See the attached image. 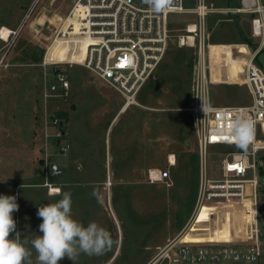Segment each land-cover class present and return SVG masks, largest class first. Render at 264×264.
<instances>
[{"label": "rangeland", "instance_id": "1", "mask_svg": "<svg viewBox=\"0 0 264 264\" xmlns=\"http://www.w3.org/2000/svg\"><path fill=\"white\" fill-rule=\"evenodd\" d=\"M209 1L214 6L208 18L210 39L221 43L212 50L221 53L227 46L231 73L239 75L245 59L234 54L232 45L245 53L247 47L251 52L255 49L251 15L239 0ZM73 2L0 0V31L7 27L15 32L7 40L0 38V52L7 54L10 63L0 69V174L22 184L18 198L19 191L20 199L34 196V213L60 200L55 190L61 189L71 193L73 218L84 226L96 222L108 230L111 249L100 256L81 254L75 264H148L168 237L188 225L196 207L201 164L189 111L194 50L178 45V36L194 15H170L163 59L141 88L137 104L123 107L125 98L81 64L60 66L71 85L69 97L64 98L52 88V66L19 57L18 46L29 47L36 55L47 48L48 60H83L85 48L74 58L71 44L62 38L52 45ZM195 4L184 0L187 8ZM213 99L218 105H245L251 94L246 84L223 83L214 85ZM56 117L67 132L62 137H57L51 122ZM63 144L70 145L67 152L62 151ZM235 150L240 148L210 146L208 176L220 178L221 161ZM169 156L176 159L171 178L148 182V170L169 167ZM252 177V172L246 176ZM211 210L215 209L206 206L200 214L220 237L230 240L242 234L245 217L240 208L225 203L212 218ZM34 218V224L42 222L36 214ZM34 224L32 228L23 224L22 239L42 235ZM59 264L73 262L65 257Z\"/></svg>", "mask_w": 264, "mask_h": 264}, {"label": "built area", "instance_id": "2", "mask_svg": "<svg viewBox=\"0 0 264 264\" xmlns=\"http://www.w3.org/2000/svg\"><path fill=\"white\" fill-rule=\"evenodd\" d=\"M195 1L194 7L187 8L184 0H174L173 10L157 14L144 0H74L54 39L62 38L72 45V51L73 45L81 39H91L83 60H48L46 48L41 64L45 68L53 67L55 84L52 88L64 98L69 97L71 85L60 66L76 63L115 88L125 98L123 107L137 104L141 88L166 53L170 15H194V20L178 36V45L194 50L189 111L201 164L196 207L188 225L176 236L168 238L148 264H264V70L257 61V55L264 51V0H239L243 10L251 15V35L256 42L252 52L247 47V53L232 45L234 54L245 59L239 75L231 73L227 46L221 53L212 50V46L221 44L212 43L210 39L208 18L214 11L213 4L209 0ZM9 65L7 54L0 52V69ZM223 83L246 84L251 94L250 103L215 104L213 87ZM203 108L207 111L204 112ZM238 115L255 122L254 140L246 153L242 149L228 151L220 163L221 177H209L207 150L216 145L236 146L228 129ZM51 122L56 126L57 137L67 133L58 117ZM69 148V144L61 146L63 152ZM168 162L167 168H150L148 182L168 181L170 167L176 164V159L172 162L169 156ZM249 172L253 173L252 178H246ZM225 203L242 210L245 218L241 235L228 241L186 239L204 207L215 209L210 211L212 218Z\"/></svg>", "mask_w": 264, "mask_h": 264}, {"label": "clouds", "instance_id": "3", "mask_svg": "<svg viewBox=\"0 0 264 264\" xmlns=\"http://www.w3.org/2000/svg\"><path fill=\"white\" fill-rule=\"evenodd\" d=\"M154 13L173 10L174 0H144ZM203 111H207L203 108ZM236 146L247 152L255 137V122L243 115L234 118L228 129ZM61 199L38 207L37 216L41 219L39 231L32 239H21L16 232L13 213L18 211L15 196L0 195V264H33L32 250L36 253V264H59L67 257L75 264L81 254L100 256L110 250L113 244L110 233L96 222L84 226L72 216L70 192L55 190ZM95 195V193H93ZM31 246V248L29 247Z\"/></svg>", "mask_w": 264, "mask_h": 264}, {"label": "crops", "instance_id": "4", "mask_svg": "<svg viewBox=\"0 0 264 264\" xmlns=\"http://www.w3.org/2000/svg\"><path fill=\"white\" fill-rule=\"evenodd\" d=\"M15 181H16V178H14V177L11 178L7 174H3V173L0 174V195H8V196L15 195L16 202H17L19 208H18V211H15L13 213V218L16 221V232L12 233L11 236H12V238H14L16 233L18 232L20 234L21 239H22L21 229H22L23 224H29V226L32 228L34 221H35V218H34L35 214H36L37 221H38L39 217L37 216L36 212L34 213V209L36 208L34 196L33 195L31 196L30 191H29L30 196H28L26 199L23 196V199H20L21 192L19 191V198H18L17 197L18 189H22L21 187H23V186L21 183L13 184V183H15ZM10 182H12V184H10ZM19 186H20V188H19ZM35 225H36V229H35ZM34 230H36L37 233H40L39 224H34ZM32 233L35 234V231H33V229H32ZM168 238H170V237H168ZM167 239H166V241H167ZM29 247L31 248V246H29ZM31 250H32L33 255L36 256L35 250L34 249H31Z\"/></svg>", "mask_w": 264, "mask_h": 264}, {"label": "bare ground", "instance_id": "5", "mask_svg": "<svg viewBox=\"0 0 264 264\" xmlns=\"http://www.w3.org/2000/svg\"><path fill=\"white\" fill-rule=\"evenodd\" d=\"M10 32H11V30L9 28L4 27L1 30V32H0V38L3 39V40H7L10 37ZM55 40H54V42H55ZM89 41H91V39H81L76 45H73L74 46V50L73 51H72V49H70L71 54L74 55V54L80 52L81 49H83V48H85V52H86L87 45H88ZM54 42L52 43V45L54 44ZM71 47H72V45H71ZM74 58H76L75 55H74ZM67 60L71 61V62H74L75 59L71 60L69 58ZM170 158H171V161L174 162V160H175L174 156H171ZM243 226H244V224H243ZM187 237H188V239L190 241H195V242H203V240L228 241V240L220 237L217 228L216 227H212L211 226V221L208 220L202 214H199V218L196 221V223L192 224V227L190 228V230L187 233ZM234 237L235 236H233V238H231L230 240L234 239Z\"/></svg>", "mask_w": 264, "mask_h": 264}, {"label": "trees", "instance_id": "6", "mask_svg": "<svg viewBox=\"0 0 264 264\" xmlns=\"http://www.w3.org/2000/svg\"><path fill=\"white\" fill-rule=\"evenodd\" d=\"M58 40V38L55 40V42ZM54 42V43H55ZM18 51L21 52V58H27L29 60H32L33 62H40L43 59L44 56V50H41L39 55H36L29 47L27 49H21L20 46L16 48Z\"/></svg>", "mask_w": 264, "mask_h": 264}, {"label": "water", "instance_id": "7", "mask_svg": "<svg viewBox=\"0 0 264 264\" xmlns=\"http://www.w3.org/2000/svg\"><path fill=\"white\" fill-rule=\"evenodd\" d=\"M254 16V14L252 15ZM257 61L261 64L263 70H264V51L260 52L257 55ZM41 163H43V160L41 161ZM56 167L54 164L52 165V168Z\"/></svg>", "mask_w": 264, "mask_h": 264}, {"label": "snow or ice", "instance_id": "8", "mask_svg": "<svg viewBox=\"0 0 264 264\" xmlns=\"http://www.w3.org/2000/svg\"><path fill=\"white\" fill-rule=\"evenodd\" d=\"M212 139H213V140H216V139H217V137H212Z\"/></svg>", "mask_w": 264, "mask_h": 264}]
</instances>
